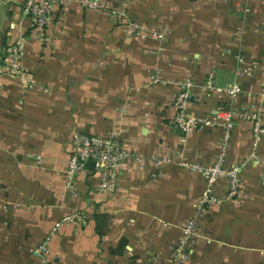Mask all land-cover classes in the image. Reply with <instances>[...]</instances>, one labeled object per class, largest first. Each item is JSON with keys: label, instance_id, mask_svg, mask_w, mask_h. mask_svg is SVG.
<instances>
[{"label": "crops", "instance_id": "crops-1", "mask_svg": "<svg viewBox=\"0 0 264 264\" xmlns=\"http://www.w3.org/2000/svg\"><path fill=\"white\" fill-rule=\"evenodd\" d=\"M100 1L103 9H85L81 0L56 6L42 43L30 33L23 0H0V63L17 35L27 36L25 74L0 78V264H40L35 249L59 222L54 264L170 262L205 187L180 160L213 163L222 136L210 128L186 134L172 123L181 82L194 83L195 113L262 106L264 122V0ZM123 3L133 21L161 28L166 40L130 34L115 15ZM238 53L248 74H237ZM157 67L167 81L151 84ZM210 73L218 86L240 82L241 92L235 99L207 92ZM77 129L119 132L127 148L174 161L128 158L114 192L98 191L83 172L71 194L65 170ZM251 144L250 124L236 122L228 165L246 158ZM263 164L264 139L259 159L242 170L240 195L200 218L187 264H264ZM216 189L225 197L226 180ZM76 213L85 219H65Z\"/></svg>", "mask_w": 264, "mask_h": 264}, {"label": "built area", "instance_id": "built-area-1", "mask_svg": "<svg viewBox=\"0 0 264 264\" xmlns=\"http://www.w3.org/2000/svg\"><path fill=\"white\" fill-rule=\"evenodd\" d=\"M68 0H23L22 13L30 19V33L36 36L42 43L47 42V27L53 20L54 8L65 4ZM85 9H103L105 5L100 0H81ZM115 15L127 27L130 34L139 35L144 39L154 38L161 43L166 40V34L161 28L140 25L130 17L126 3L121 4L115 10ZM27 36L17 35V42L0 63V78L3 74L21 76L25 74L22 64V55L26 48ZM164 46L159 45L156 53L163 51ZM239 67L238 75L248 74L250 67L244 66L245 58L238 53L236 55ZM167 80L162 75L161 68H155L150 75V83L158 84ZM193 81L185 78L181 82L180 89L173 100L174 115L172 123L179 126L184 133H190L201 129H219L222 136L219 141L216 159L213 163L180 160V165L186 169L200 172L205 181V187L197 200L195 212L182 226V232L173 246L172 260L162 263L158 259L151 264H187L193 252L194 245L200 233V218L207 212L223 202L224 199L232 200L241 193L242 170L252 161L259 159V147L264 139L263 108L246 110L235 106H222L210 114L195 113L191 109ZM1 87V80H0ZM206 90L218 94L221 97L235 99L241 92L240 82L236 81L228 86H218L214 82V75L209 74ZM247 122L251 126L252 144L251 150L241 162L228 165L227 158L232 138V130L236 122ZM133 158L138 163L148 162L154 166H162L174 160L170 156L152 154L145 156L140 151L127 148L119 132L110 135H98L84 130H75L71 138L68 164L65 170L66 189L71 194L77 193V181L83 172L96 178L95 187L98 191L114 192L118 186L123 167L128 158ZM264 165V164H263ZM224 179L227 184V193L222 197L217 192V185ZM82 222L83 214H72L65 218ZM60 222L55 224L50 233L41 240L35 251L40 256V264H54L50 259V242L55 232L60 228ZM208 242H211L207 239Z\"/></svg>", "mask_w": 264, "mask_h": 264}]
</instances>
